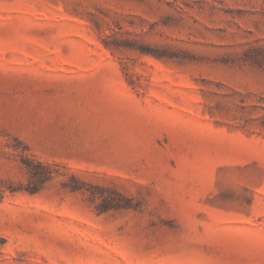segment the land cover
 Listing matches in <instances>:
<instances>
[{"label":"rangeland","instance_id":"obj_1","mask_svg":"<svg viewBox=\"0 0 264 264\" xmlns=\"http://www.w3.org/2000/svg\"><path fill=\"white\" fill-rule=\"evenodd\" d=\"M0 180V264H264V0H0Z\"/></svg>","mask_w":264,"mask_h":264},{"label":"trees","instance_id":"obj_2","mask_svg":"<svg viewBox=\"0 0 264 264\" xmlns=\"http://www.w3.org/2000/svg\"><path fill=\"white\" fill-rule=\"evenodd\" d=\"M12 191V189L10 190ZM5 193V189L3 188L2 184H1V180H0V201L2 200L3 196Z\"/></svg>","mask_w":264,"mask_h":264}]
</instances>
